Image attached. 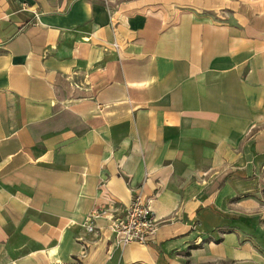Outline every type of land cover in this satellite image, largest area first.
Wrapping results in <instances>:
<instances>
[{"label":"crops","instance_id":"crops-1","mask_svg":"<svg viewBox=\"0 0 264 264\" xmlns=\"http://www.w3.org/2000/svg\"><path fill=\"white\" fill-rule=\"evenodd\" d=\"M194 1L0 0V264H264V0Z\"/></svg>","mask_w":264,"mask_h":264},{"label":"built area","instance_id":"built-area-1","mask_svg":"<svg viewBox=\"0 0 264 264\" xmlns=\"http://www.w3.org/2000/svg\"><path fill=\"white\" fill-rule=\"evenodd\" d=\"M37 26H39V21L34 18L23 28ZM113 47L117 50L115 44ZM94 217L93 215L87 220L85 227L88 233L98 234L93 225ZM159 225V221L151 210L150 200L137 191L133 194L128 207H126L124 216L111 220L108 230L111 235L115 236L116 244L119 246L125 247L130 244L149 245L155 241Z\"/></svg>","mask_w":264,"mask_h":264},{"label":"rangeland","instance_id":"rangeland-1","mask_svg":"<svg viewBox=\"0 0 264 264\" xmlns=\"http://www.w3.org/2000/svg\"><path fill=\"white\" fill-rule=\"evenodd\" d=\"M194 2H196V0Z\"/></svg>","mask_w":264,"mask_h":264}]
</instances>
